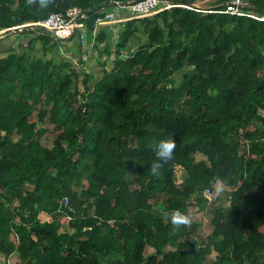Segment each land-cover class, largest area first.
<instances>
[{"label":"trees","instance_id":"16d2710c","mask_svg":"<svg viewBox=\"0 0 264 264\" xmlns=\"http://www.w3.org/2000/svg\"><path fill=\"white\" fill-rule=\"evenodd\" d=\"M117 1L138 0H48L46 8L39 0H0V27L79 6L91 32ZM170 1L194 8L125 21L114 65L103 63L100 77L80 78L70 61L46 54L60 39L44 31L0 57L6 259L17 252L21 264H108L105 256L117 253L115 264H264V0L241 7L258 17L222 12L230 0L205 11L196 6L205 0ZM37 40L46 57L25 51ZM109 40L99 31L97 42ZM48 126L56 132L52 146L41 140ZM162 139L176 147L156 175L150 164ZM177 166L187 172L181 185ZM217 177L226 206L205 192L217 188ZM193 195L202 208L213 205L203 245L196 220L170 221L173 211L186 213ZM154 200L162 208L154 210ZM66 223L74 230H62Z\"/></svg>","mask_w":264,"mask_h":264},{"label":"rangeland","instance_id":"374dc122","mask_svg":"<svg viewBox=\"0 0 264 264\" xmlns=\"http://www.w3.org/2000/svg\"><path fill=\"white\" fill-rule=\"evenodd\" d=\"M213 1L214 0H205L203 2L200 1L196 6H199L200 9L205 11V9L211 7L214 4ZM109 10L110 8L108 9L107 12H110ZM128 10H125L122 13H117L115 18L122 19L123 15L126 14L130 16L131 11ZM122 23H123L122 21L116 22L115 25L113 26L114 27L113 30L105 29L109 33L110 40L102 43L96 42L95 46L91 47L90 50L85 49L81 45V41L80 39H78V36L76 35L74 36L71 42L66 40H58L57 45L55 47H49L52 46L51 44H49L48 45L49 48H47L48 50L46 54L48 55L54 54V57L57 58L58 60L63 59L64 61H70L72 66H75V68L80 73V78H82L85 73H91L94 76L100 77V75L103 72V67L107 66L108 69H111L114 65V58L117 56L116 43L117 40H119V35L121 33V30L123 29V26L125 25ZM26 25H29L30 28L23 32L21 28ZM15 28H19L20 30ZM39 31L40 30L37 27L32 26L29 23L16 26L7 30L6 33L2 37H0V57L7 54L6 48L8 47H13L14 49L19 47L18 49L20 50V45L26 46L30 37L35 36L36 34H38ZM46 33L49 34L50 32H46ZM85 46L89 48L90 43H86ZM108 47L109 50L111 51L110 53L107 52ZM136 47L137 44L133 42L131 43V47L126 46L125 48H123L121 50L125 53L123 54V57H127L126 53L128 50L131 49V51H133L136 49ZM84 50L87 52L89 51L90 54V57L88 59L89 61H87L83 66H77L76 63L79 61L81 54L85 52ZM25 51L30 56L46 57L45 45L42 40H37L34 46L30 47L29 49L25 47ZM103 63H105V66L103 65ZM80 85L83 86L82 84ZM55 137H56V132L52 131V128L48 126L47 132L41 137V140L44 144L48 146H52ZM133 175H135V171L130 170L128 172V176L133 177ZM186 177H187V172L184 169V167L177 166L176 177H175L176 182L181 185L184 183ZM225 189L227 188H225L221 183H218L217 188H215L212 193H206V194L208 195L209 198L219 195L221 198L219 203L230 201L228 198L229 196H227V194L225 193ZM211 202L212 201L210 200V202L207 203L206 207L202 208L201 204L197 202L196 197L194 195L191 196L190 199H188V203L190 204L189 207H187L186 209V214L189 217V221L193 219L196 220L198 223H200V226L198 227L200 233L199 235H197V238L196 236H194V238L198 240L197 242L199 245H203V243H205L206 237L213 230V225L211 222L213 215L212 212L213 205H211ZM152 203L154 210L162 208L161 202H157L154 200ZM59 214H61L60 216H62V215H66L67 213L65 210H62ZM62 230L73 231L74 228L71 227L68 223H66L62 226ZM170 248L171 247L169 246L168 249ZM151 251H153V248L149 247L148 252ZM119 256L122 257V255H119L117 253H111L106 255L104 260L107 261L108 264H115L117 257ZM215 259H216V253L212 252L208 257V260L213 261ZM5 261H7L8 264H21L17 252L12 254L8 259H6L4 255H0V264L4 263Z\"/></svg>","mask_w":264,"mask_h":264},{"label":"built area","instance_id":"2783aa9c","mask_svg":"<svg viewBox=\"0 0 264 264\" xmlns=\"http://www.w3.org/2000/svg\"><path fill=\"white\" fill-rule=\"evenodd\" d=\"M244 4L245 0H230L225 10L221 11L241 15L248 14L254 17H258L254 13H248L247 11L243 10L241 7ZM177 5L188 8H194V6L189 5L187 2L175 3L170 0H138L136 2L127 4H123L117 1L116 3H114V5L110 7V12H106L104 16H101L96 20L94 29L91 32L89 31L88 23L85 20L86 14L84 10L79 6L71 7L65 12H54L45 19L30 22L29 24L37 27L40 31H44L45 33L50 32L53 37L58 38L60 40H66L71 42L74 36L77 35L78 39H80L81 41V45L85 49L90 50L91 47L95 46L97 42V33H99V31H101L102 29L113 30V26L118 21H122V24H124V22L129 19L151 16L159 11ZM128 9L131 11L130 16L126 14L123 15L122 19L115 18L117 13H122L123 11ZM258 18L264 19V17ZM9 29L10 28L0 27V37H2ZM86 43H90L89 48L85 46ZM122 54L125 53L123 52ZM128 55L129 53L127 52L126 56ZM89 57V51H85L81 54L79 61L76 63V65L83 66L87 61H89ZM83 102L85 101L83 100ZM205 192L212 193L213 191L209 188H206ZM64 207H66L69 211L72 210L71 206L69 205V198L67 196L65 197ZM65 211L69 215L68 211Z\"/></svg>","mask_w":264,"mask_h":264},{"label":"clouds","instance_id":"9594fccd","mask_svg":"<svg viewBox=\"0 0 264 264\" xmlns=\"http://www.w3.org/2000/svg\"><path fill=\"white\" fill-rule=\"evenodd\" d=\"M39 4L40 7L46 8L48 6V0H39ZM175 147L176 144L174 140L162 139L159 141L155 148L156 158L150 164V169L153 174L158 175L159 170L163 167L164 162H167L173 158V150ZM216 182H222L221 178L217 177ZM170 221L173 226L179 227L182 224H187L189 222V217L186 213L175 210L171 213Z\"/></svg>","mask_w":264,"mask_h":264},{"label":"water","instance_id":"95a60500","mask_svg":"<svg viewBox=\"0 0 264 264\" xmlns=\"http://www.w3.org/2000/svg\"><path fill=\"white\" fill-rule=\"evenodd\" d=\"M188 2H190V1H188ZM15 29H18V30H20L19 28H15ZM132 188H136L137 187V185L136 184H134V185H132L131 186ZM230 203V201H226V202H221V205H228ZM193 250H194V247H193Z\"/></svg>","mask_w":264,"mask_h":264}]
</instances>
